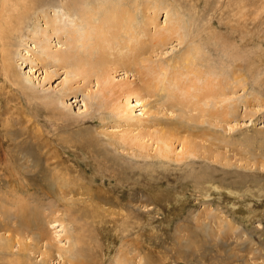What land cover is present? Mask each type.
Returning <instances> with one entry per match:
<instances>
[{"label":"rangeland","instance_id":"1","mask_svg":"<svg viewBox=\"0 0 264 264\" xmlns=\"http://www.w3.org/2000/svg\"><path fill=\"white\" fill-rule=\"evenodd\" d=\"M28 1L0 54V264H71L79 234L92 264H264V0Z\"/></svg>","mask_w":264,"mask_h":264},{"label":"bare ground","instance_id":"2","mask_svg":"<svg viewBox=\"0 0 264 264\" xmlns=\"http://www.w3.org/2000/svg\"><path fill=\"white\" fill-rule=\"evenodd\" d=\"M28 0H3L0 2V4H2L0 6V47L2 49V52L0 53L1 55H3V63L4 64H8L9 63V55H10V44H8V40H9V35H7V33L9 34V32H7L9 30V26L7 25V23L9 24V21H13L12 23H15V24H19L18 23V20L22 21L23 22V18L26 17V13H28V9H27V6H28ZM12 8H20L22 11H23V15H20L18 18H17V15H15V13H19V9H13ZM93 10H95V8H90L89 9V13L91 14L92 12H94ZM21 11V12H22ZM87 12L83 13V18H85V20L89 21L90 19H87L84 14H89ZM14 15V16H13ZM113 15H115L116 17H118V19L116 21H113L110 25V28L112 26H118L121 22L124 23V24H127L128 21H131L133 17L132 14H130L129 12L128 13H116V14H113L111 13L110 11H107L104 13V16L109 19L111 18ZM114 19V18H113ZM157 19V12L155 13L154 17L153 18H150L148 21H150V25L151 23H153L155 20ZM7 21V22H5ZM14 31V27H11ZM7 32V33H6ZM12 32V30L10 31ZM15 33V31H14ZM12 36L14 35L13 33H10ZM134 35H135V31L134 29L131 27L129 28V26L127 27V36H128V40L125 41V46L128 47L129 49V53L130 54H133V46H134V43H135V39H134ZM163 40V39H162ZM164 41V40H163ZM165 44V41L163 42ZM13 47V46H12ZM12 47H11V50H12ZM135 52V51H134ZM9 54V55H8ZM123 56H125L124 54H122ZM12 56V55H11ZM14 61V60H13ZM16 63V62H15ZM11 64V63H10ZM9 64V65H10ZM16 66V65H15ZM89 70V69H88ZM86 71V70H85ZM90 71V70H89ZM92 71V70H91ZM99 73V72H98ZM111 72L110 71H107V70H104L103 71V75H102V71L99 73L101 74L102 76V80L105 81L107 83L104 84V89L103 90H109V86H110V83H109V75ZM11 71L7 70V76L10 77L11 75ZM94 74V71L93 73ZM14 74H12L13 76ZM16 75V74H15ZM14 79H17V76H13ZM99 83V82H98ZM103 83V82H101ZM101 86V85H99ZM190 100V98H189ZM139 103L140 102H136ZM186 108L188 107H196V105L193 103V102H190V101H187V104H185ZM190 110V109H189ZM194 110V109H193ZM187 138V137H186ZM173 140H178L180 141L179 138H177L175 136V134H173L171 131H169L168 133L166 132H161V133H158L154 139H152V141L155 142V157H158V158H163V159H168V158H171V156H173ZM135 139H132L130 141H123V144L126 148H128L127 150L129 149H133V147L137 146L135 143H134ZM187 141V140H185ZM183 141V142H185ZM89 142V141H88ZM184 144V143H182ZM187 145H191V144H187ZM186 145V146H187ZM133 146V147H132ZM139 149L140 150H145L146 151V148L144 146H139ZM195 150V147H192L190 146L188 148V151H190L188 153V156L189 157H194V158H197V155L196 153L194 152ZM142 151V152H143ZM198 151V150H197ZM185 153V152H184ZM183 155V154H182ZM62 193L65 191L64 189L61 190ZM89 205L91 206V204L89 203ZM88 206V205H87ZM89 206V207H90ZM86 209V208H85ZM1 210V209H0ZM88 210V209H87ZM21 211L23 213H26L24 211V209L22 208ZM1 212V211H0ZM85 213V212H84ZM1 214V213H0ZM86 217V222H88L89 220H95L97 218V214L95 211L94 213L92 211H87L85 213ZM89 224V223H88ZM93 225V224H92ZM59 226H63V222L59 224ZM54 227V226H53ZM90 228V227H89ZM88 228V229H89ZM83 230V229H82ZM91 230V229H90ZM86 234V233H85ZM78 236V235H77ZM74 237V248H73V251H72V254L74 253V260L71 261L70 263L71 264H92L93 263V260L92 261H88V258L90 257V254L88 255L85 251H84V256H82L81 254V250H80V246L82 247V244L81 243H86V241H84L85 239H87L86 236H84L83 234L80 235L79 234V237ZM88 236V235H87ZM91 237V236H90ZM92 238V237H91ZM94 240V239H93ZM12 239H8L7 240V243L4 246V249L8 248V250L12 249L13 246H12ZM51 244V243H50ZM195 244V243H194ZM21 245V244H20ZM27 247V246H26ZM28 250V249H27ZM26 250V251H27ZM51 252L50 251H47L46 253H43V255H48L49 253ZM27 253V252H26ZM95 261V260H94ZM14 264H21L20 261L18 260V262H14ZM25 264V263H24ZM230 264V263H229Z\"/></svg>","mask_w":264,"mask_h":264}]
</instances>
